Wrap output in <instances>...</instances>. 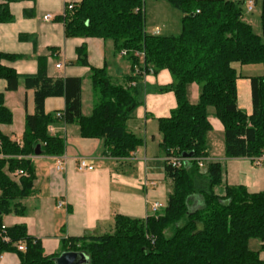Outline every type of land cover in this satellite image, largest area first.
Instances as JSON below:
<instances>
[{
	"label": "trees",
	"instance_id": "trees-1",
	"mask_svg": "<svg viewBox=\"0 0 264 264\" xmlns=\"http://www.w3.org/2000/svg\"><path fill=\"white\" fill-rule=\"evenodd\" d=\"M168 1L182 12L178 35L146 32L145 0H80L61 18L67 36L111 40L116 53L125 51L133 70L137 69L134 80L169 70L173 81L161 91H173L177 107L169 117L159 119L165 171L172 181L167 205L146 218L117 214L112 232L69 238L60 253L46 255L41 240L31 236L26 225L3 223L4 215H23L22 201L34 192L36 172L30 157L38 145L40 154L64 153V138L48 131L49 125L59 123H75L81 136L103 139L111 157H129L142 144L127 126L140 104V92L137 85L114 84L104 72L96 71L97 102L84 116L80 78H51L41 70L22 77L2 63L17 56L0 51V78L8 82V90H17L23 78L28 88L35 89L36 103V112L26 116L21 143L0 130V256L15 253L20 264H56L54 258L64 251L85 253L88 264H264L259 252L248 246L252 238L264 242V191L224 186L223 166L208 160L207 150L212 129L208 108L214 107L224 125L227 157L264 156V74L249 77L253 110L248 114L238 103L242 75L234 66H264V0H256L259 33L245 19L246 0ZM12 19L9 4H0V24ZM79 53L83 55V49ZM194 83L202 86L197 103H191L187 94ZM57 96L65 97V109L45 113V100ZM12 122L13 114L0 93V124ZM190 152L193 157L183 156ZM171 157L182 158V165L172 166ZM220 187H224L221 193ZM194 195H200L197 204L202 203L191 209Z\"/></svg>",
	"mask_w": 264,
	"mask_h": 264
},
{
	"label": "crops",
	"instance_id": "crops-1",
	"mask_svg": "<svg viewBox=\"0 0 264 264\" xmlns=\"http://www.w3.org/2000/svg\"><path fill=\"white\" fill-rule=\"evenodd\" d=\"M68 1L80 0H0V4H9L13 16L11 21L0 24V51L17 56L2 63L22 77L41 70L51 78H80L84 116L92 113L97 102L94 72H104L102 75L109 77L114 84L137 85L140 104L127 126L142 139V144L129 157L114 158L106 154L103 139L81 136L79 125H49L54 128L49 131L48 127L51 135L64 138V153L60 156L35 154L30 157L36 179L33 194L22 201L26 211L23 215L3 216V223L8 227L26 225L28 233L41 240L46 255L60 253L65 240L82 237L87 230L94 235L109 233L113 230L117 214L133 218L153 215V203L169 198L172 190V181L171 185L161 183L147 170L149 163L161 159V152L164 167L166 164L159 119L169 117L177 107L174 92L161 91L172 83L171 73L163 69L134 80L137 69L133 70L127 55L116 53L111 40L67 36L61 18ZM47 14L53 15V18L45 20ZM160 32L161 28L156 26L150 34ZM79 49H83V55ZM58 64L61 67H57ZM239 82V106L250 114L253 110L252 98L241 99ZM0 93L4 94L5 105L13 114L12 124H0V130L12 141L21 143L26 116L36 112L35 89L28 88L21 78L17 90L9 91L8 82L0 78ZM192 94L194 98L198 97L199 89L193 87ZM65 105V97H48L44 105L45 113L63 111ZM209 121L212 129L207 136L208 160L221 162L224 186L243 185L252 193L264 191V156L259 163V158L227 157L224 125L217 117H209ZM213 128L217 130L218 138L213 135ZM59 159H64L63 169L60 170L57 169ZM80 159H85L94 169L79 171L77 164ZM152 181H156L157 185L153 186ZM223 190L224 187H220L218 192ZM190 201L193 204L200 199L194 195ZM60 202L64 205L58 206ZM161 205L158 211L167 204ZM253 239L248 242L249 248L258 251L264 260V242ZM0 264H20V259L17 254L8 252L0 258Z\"/></svg>",
	"mask_w": 264,
	"mask_h": 264
},
{
	"label": "rangeland",
	"instance_id": "rangeland-1",
	"mask_svg": "<svg viewBox=\"0 0 264 264\" xmlns=\"http://www.w3.org/2000/svg\"><path fill=\"white\" fill-rule=\"evenodd\" d=\"M144 16H145V30L147 33H153L156 26L161 28L160 35L171 36L178 35L182 30L181 16L182 12L174 7L168 0H145L144 2ZM244 16L245 19L253 26L255 32H261V22H260V5L256 4L253 11H248L246 3L244 4ZM237 68L239 74L242 76L239 78V87L241 92V99H251L250 93V76H257L264 74V66L262 64H234ZM246 83V85L244 84ZM199 89V95L201 92V85L194 83L193 85H189L188 87V99L191 102H197L198 97L194 98L192 94V89ZM196 99V100H194ZM240 99V98H239ZM215 108L209 107L208 113L211 119H214L215 116ZM215 128V127H214ZM213 128V135L218 138L219 134L216 129ZM218 148V144L215 145ZM161 159L156 160V162H152L148 164L147 170L148 174L161 183H165L166 185H171V179L166 175L165 167L163 163V152L160 153ZM202 200L200 195H197ZM168 202V198L161 200L160 203L166 205ZM199 202H194L191 206V209L196 207H200ZM109 232H112L110 230ZM170 235V231L168 232ZM252 241H259L258 239H253Z\"/></svg>",
	"mask_w": 264,
	"mask_h": 264
},
{
	"label": "built area",
	"instance_id": "built-area-1",
	"mask_svg": "<svg viewBox=\"0 0 264 264\" xmlns=\"http://www.w3.org/2000/svg\"><path fill=\"white\" fill-rule=\"evenodd\" d=\"M245 3L247 5L248 11H253L254 10L255 5H256V0H246ZM73 6H74V2L73 1H68L67 8L68 9H72ZM52 18H53V15H51V14H47V15L44 16L45 20H50ZM125 53H126L125 51L122 52V54H125ZM57 67H61V64H58ZM132 85H134V84H132ZM60 115L61 114L58 113V116H60ZM53 129H54L53 127H51V126L49 127V131H53ZM261 159H262V157H260L258 159V163H259V161ZM170 163L174 167H180L182 165V158H180V157H171L170 158ZM63 165H64V159H59L58 160L57 169H59V170L63 169ZM200 165L203 166V163H201ZM77 167H78L79 171H91V170L94 169V167L92 165H90L85 159H80L78 161ZM19 174H25V172L23 170H20ZM151 184L153 186H156L157 182L156 181H152ZM62 205H64V202L58 203V206H62ZM161 207H162V205L160 203H158V202H155L152 205L154 213H156L158 211V209H160ZM2 228H3V230H5V226H3ZM5 240L8 241L9 237L5 236ZM18 249L21 250V251L25 250V245H19ZM2 257H3V255L0 256V258H2Z\"/></svg>",
	"mask_w": 264,
	"mask_h": 264
},
{
	"label": "water",
	"instance_id": "water-1",
	"mask_svg": "<svg viewBox=\"0 0 264 264\" xmlns=\"http://www.w3.org/2000/svg\"><path fill=\"white\" fill-rule=\"evenodd\" d=\"M40 145L36 147L35 154H40ZM185 158H191L194 156V152L184 153ZM86 235H91L89 230L85 231ZM56 264H88L89 258L83 252L77 251H64L59 256L55 257Z\"/></svg>",
	"mask_w": 264,
	"mask_h": 264
}]
</instances>
